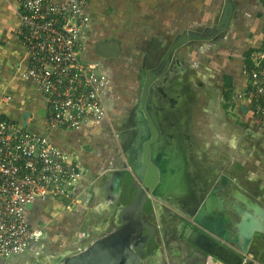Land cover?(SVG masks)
<instances>
[{
  "label": "rangeland",
  "instance_id": "1",
  "mask_svg": "<svg viewBox=\"0 0 264 264\" xmlns=\"http://www.w3.org/2000/svg\"><path fill=\"white\" fill-rule=\"evenodd\" d=\"M193 1L195 2V0ZM250 1L237 0L233 2L232 0L233 5L236 6H234L232 19L224 33L226 35L225 38L218 40H195V42H190L181 47L175 56L172 57V61L168 66L169 68L165 72L166 82L164 80L160 81V84L158 83L163 88L164 86L171 87V84H184L185 91L182 86V92L176 95L180 98L176 96L172 97L174 100L177 98L179 102H173L174 106L176 105L174 112L166 116L168 121L174 119L175 122H179L178 128L174 127V131V129L168 127L164 130V133L174 131L175 134L179 135L182 129V131L189 135L190 140L193 141V146L187 148L185 141H182L181 145L189 150L186 156L190 160V164L194 165L195 168H211L217 165L232 168V166H227L226 164H229L228 160L233 156L235 161H238L243 168H264V144H262V139L257 137L254 140H248L250 136L245 134L246 125L243 117L245 115L242 116V112L238 107H233L234 110L229 108L233 92L229 94L228 100V97H225L223 94L225 87H220L221 78L223 79L224 76L231 77V75V78H233L235 72L240 70L236 67L238 65V55L249 45L246 42L250 41L248 39H251L253 36L248 35L247 32L256 29L254 24L257 23V20L254 19V24L252 23L255 14L249 8ZM204 3L205 5L195 12L191 7V11L193 12L189 13V10H187V12L179 14V16H175V19H170L169 24L159 23L158 20H162V18H159L160 16L156 15L158 12H155L154 17L150 13L147 14L148 19L152 20V22L143 21L142 23L136 17L137 14L135 17L131 14L129 17V21L131 22L128 25L126 20L125 25L117 23V27L113 28L109 26L115 24V20L110 22L109 26L97 25L96 28L102 35H96V38L108 36L111 33V38H114L113 36L117 34L119 38L117 40L124 48L119 53V56L110 63L111 71L109 76L112 85H109V91H112L116 99L115 104L112 105V113L117 110L116 114L118 115L112 114L113 124L111 122L110 126L106 125L98 129L93 128L82 132L81 130L70 132L66 136V142L69 145H72V143L78 144L77 150L74 151L59 147V141L63 139V136L59 138V135H57L54 138L56 142L53 141L54 139L49 133L54 130H47V133H42L49 135L48 137L51 138L59 149L68 153L82 164L84 167L83 186L87 188L86 193L90 192L92 186L103 184L111 177V172H114L113 181L115 182V176L119 172V169L122 168L120 165L122 158L119 152L125 141L128 138L132 140L136 133L133 131L131 120H128V132L125 139V133L121 135L123 136L122 140H116L112 136L117 131L118 125L116 126V122L120 120L123 109L130 108L129 105L136 98L139 79L145 78L148 72L154 73L156 70L154 65L161 61L164 51L176 38L189 31L199 32L200 29L212 28V25L218 22L224 0H205ZM247 14H250L249 16L251 17L249 18ZM116 19L118 20V17ZM182 19H185V22ZM198 24L200 26L196 27ZM124 26L128 29H123ZM125 30L127 31L126 35L124 34ZM94 39L89 41V43L92 44ZM187 46L190 48H187ZM138 71H140V75H138ZM158 91H160L159 88ZM154 94L155 92L152 91V95ZM171 94L175 95V93ZM187 96L190 101L188 104V101H186ZM182 106L184 108V110L182 109L183 112L177 111ZM225 106L227 107L225 108ZM178 112L181 114H178ZM249 120H251L250 117ZM29 128L32 129L31 126ZM120 142L122 143L120 144ZM174 145L178 149L177 143L174 142ZM113 166L117 168H112ZM237 167L235 165V168ZM110 169L115 170L111 171ZM172 187L178 193L184 191L179 182L178 185L173 184ZM242 189V193L250 199L253 201L257 199V195L251 193L252 191L248 190V187L242 186ZM195 192L199 194L195 206L198 207L202 204L207 191L205 188H202L198 192L197 188ZM114 194L113 189L109 194L103 189L98 191L94 199L91 198L90 193L82 194L77 205H70L68 207H64L57 201L37 204L36 209L33 211L34 214L33 212L30 213L29 218L32 223H37L44 228L43 230H45L46 235L21 255L1 260L0 264H24L33 256L35 249L40 260H34V262H40L38 264H56L58 260L55 261V259L58 256L60 258L75 253L77 246L76 238L81 231L87 233L85 238L86 245L89 239L91 242L105 235L111 230L113 225L112 222H109L112 210L108 208L114 202ZM106 198L108 200L112 199V202L109 203ZM263 200L264 197L255 202L264 208ZM94 204L95 206L92 207ZM160 205L161 207L157 211L158 215L155 221L158 223L159 228L167 232V234L162 235L163 238L166 237L165 239L168 240L162 252V264H199L197 253L195 254L194 251H191L180 241L173 243L178 238L177 232L182 229V226L174 225L175 223L178 224V220L172 218L175 213L178 214V209L166 203ZM263 233L264 231L261 232V234ZM170 239L171 241L169 242ZM262 239L255 240L256 245L254 247L251 244L252 247L247 255L249 260L254 264H264V252H262L264 251V241H260ZM245 243L247 244L246 240ZM172 244L173 246H171ZM247 248L248 245H246L245 249L247 250ZM37 255L34 254L35 257ZM257 255L260 259H257ZM204 264L218 263L213 258L207 257Z\"/></svg>",
  "mask_w": 264,
  "mask_h": 264
},
{
  "label": "built area",
  "instance_id": "2",
  "mask_svg": "<svg viewBox=\"0 0 264 264\" xmlns=\"http://www.w3.org/2000/svg\"><path fill=\"white\" fill-rule=\"evenodd\" d=\"M256 2L264 10V0ZM86 10L85 0L20 3L18 35L28 57L21 78L36 87L46 105V131L93 128L112 110L105 97L108 74L96 59L82 57L90 23ZM239 69L235 107H245L251 125L264 135V25L259 42L242 52ZM81 177L79 162L48 135L0 120V261L21 255L46 235L29 218L36 204H78ZM85 235L78 233L75 253L86 246L81 245Z\"/></svg>",
  "mask_w": 264,
  "mask_h": 264
},
{
  "label": "water",
  "instance_id": "3",
  "mask_svg": "<svg viewBox=\"0 0 264 264\" xmlns=\"http://www.w3.org/2000/svg\"><path fill=\"white\" fill-rule=\"evenodd\" d=\"M233 9L232 0H224L218 22L214 25L213 29L207 32L209 35L204 36L205 31H189L182 34L168 47L164 56L163 66L158 67L150 78L142 77V94L139 108L136 110L138 118L129 119L131 120L133 131L136 132L132 139L134 148L130 147L129 152L126 155L124 154L126 163V166L124 164V168L129 177H133V181H131L129 186V196L135 190V200L131 204V207L136 206L138 209H141L148 196L161 200L162 191L168 190V187L172 188V185H169L171 178L174 177L172 180L177 185L178 182L182 185L185 169L190 167L195 168L194 165L189 166L182 160V154L178 156L175 153L176 151L171 154L169 146H165L160 141L163 137L159 133H164V130L168 127L172 128V121H168L166 116L171 115L176 108L172 98L176 95L171 94L172 92L169 89L178 93L180 89H178L179 86L177 84L174 85L175 88L168 86H164L163 88L158 83L160 84V81L166 79L165 72L168 69L169 58L175 50L193 40H208L212 37L210 34L214 32L215 34H219L221 38L222 33L229 26ZM94 50L101 58H117L121 52V46L117 39L109 38L99 40ZM158 88L160 91H158ZM151 91H154L155 94L151 95ZM147 97L148 99L150 98V103L154 102V106L145 105ZM240 110L242 113L246 112L243 106L240 107ZM28 116L29 114L25 113L21 117L22 128H26ZM173 121L175 122L174 119ZM174 131H170V134L174 133ZM149 140H155V145L150 146V154L148 149ZM157 140L159 143H157ZM162 147L164 148V152H156L157 149ZM140 148H143V151ZM177 160L182 165H176ZM173 166H178L179 168H170ZM118 176L120 175L115 176L116 186L114 195H116L118 190ZM229 177L231 178V176ZM225 178H221V185L217 184L216 188L218 189L216 190L223 192L228 188L231 197L235 198L232 187H234L233 184H236L237 181ZM210 192L206 194L201 205L198 207L194 206L191 209L192 211L188 213L189 220L177 232L178 240L191 251H194L195 254L202 253L207 257L217 260L220 264H254L249 260L247 255L250 252L251 244L253 246L256 245L255 240L262 239L263 237L260 229L261 226L259 227V225L260 223L264 224V213L259 215L256 211L259 212L261 210L264 212V208L244 193L237 192L241 196L240 201H238L240 208H234L235 202H233V207L228 205L227 202H222L224 205H217L220 207H216L215 205L209 209L208 203L214 196V194L212 195V191ZM30 207L31 205H27L28 209ZM226 208L233 209L237 215V219L232 221L230 216H226ZM122 222L123 225L121 227L87 244L82 251L59 258L61 259V263L57 264H142V254L138 245L140 241V244H143L141 233L138 229L132 232L129 223L124 220ZM253 230H256L257 233L253 234ZM241 239L247 241V250L245 249V243Z\"/></svg>",
  "mask_w": 264,
  "mask_h": 264
},
{
  "label": "crops",
  "instance_id": "4",
  "mask_svg": "<svg viewBox=\"0 0 264 264\" xmlns=\"http://www.w3.org/2000/svg\"><path fill=\"white\" fill-rule=\"evenodd\" d=\"M22 0H0V119L8 120V121H14L19 122L22 125L21 117L23 114L28 113L29 116L26 119L27 125L25 129H28L30 131L43 133L47 131L44 129V119L46 117V105L41 99V96L36 89V87L31 84L30 82H27L21 78V73L25 69L27 65V55L25 53L24 47L20 42L18 30L20 27V3ZM87 2V13L89 14L90 18V24L88 25V28L85 30V32H88L89 30H94L95 32L98 30L96 27L97 25L101 24L104 26H109V23L115 20V24L112 26H109L110 28L117 27V23L124 24L125 20L127 25L131 22L129 21V17L132 14L134 17L136 15L137 18L146 22H152L148 19V13L154 15V13L158 12L160 17L162 18L158 20L159 23H167L169 24L170 19H175V16H179V14H183V12H187V10L191 11V7L193 8L194 12L196 10H199L202 8L205 3V0H86ZM237 0H233L235 2ZM250 9L253 10V13L255 14V18H251L254 24V21L257 20V23L254 24L256 26V29L249 30L247 32L248 35H253L251 39H248L250 41L246 42L249 44V46H254L259 42V39L261 37L262 27L264 25V10L259 5V3L256 2V0H251L250 2ZM236 4V3H235ZM236 6V5H234ZM139 13V15H138ZM250 14H247L249 16ZM118 17V20L116 19ZM154 17V16H153ZM251 16H249L250 18ZM263 18V19H262ZM165 19V20H164ZM189 19V18H188ZM255 19V20H254ZM182 21L185 22V19H182ZM201 21V19H200ZM250 23L251 25H253ZM117 24V25H116ZM257 24V25H256ZM200 26L199 24L196 26ZM123 29H128L124 26ZM124 31V34L126 35L127 31ZM123 34V33H121ZM97 35H102L101 32H98ZM111 34L104 37H98V38H111ZM116 39L118 38V35L115 34L113 36ZM88 37L84 38V42L86 43ZM121 39V38H120ZM96 40V36H95ZM121 42V40H120ZM121 50H123V46L121 45ZM91 56V57H90ZM87 60H93L96 56H94L93 51L88 50L85 48L84 55H82ZM107 74L110 75L111 70H104ZM110 78V76H108ZM106 101L111 103L112 105L115 104L116 99L114 95L112 94V91L110 92L108 89V92L105 95ZM7 98V99H6ZM113 109L109 111L107 118L99 125L93 127L95 128H101L106 125L110 126V123L113 124V118L112 114L116 115V111L112 113ZM242 116L244 113H241ZM245 119V129L247 135H249L252 139L261 138L264 139V135L261 132L255 131L256 128L251 126V122L249 120V117L247 115L243 116ZM247 122V123H246ZM32 127L29 128V127ZM89 128V129H93ZM88 129L81 130L86 131ZM70 132L73 131H65V130H54L49 135L54 139L57 135H59V138L63 136V139L59 141V147L64 148L66 150L74 151L77 150L78 144L72 143V145H69L66 142V136L70 134ZM45 133V134H46ZM48 135V136H49ZM51 140V138H49ZM54 139L53 141H55ZM52 141V140H51ZM52 141V142H53ZM251 141V140H250ZM56 142V141H55ZM262 144H264L262 142ZM69 146V147H67ZM229 164L234 163L238 161H235L234 156L228 160ZM236 163V164H237ZM82 168V177L81 180L77 186L78 192H79V198L80 195H82L83 190L87 191V188L83 186L84 178H83V170L84 167L79 162ZM238 166V167H237ZM237 168H188L189 174L188 177L189 183H195L192 185V188L200 187L205 188L207 193L212 191V195L214 196L211 198V201L218 205H224L222 204L227 202L228 205H232V202H235V206L239 207L237 203V199L232 198L231 194L229 193V189H225L223 192H220L216 189V185H221V178H230V179L237 181V183L233 184L234 187L232 189L234 192H239L242 194L243 189L242 186L248 187V190L252 191L251 193L257 195V200H261L262 197H264V168H243L239 163L236 165ZM112 168H117L116 166H113ZM115 169H110L111 171H114ZM114 172H111V175ZM187 177V176H186ZM113 177H109L103 184H99V186H92L93 195H96L98 191H101L102 189L105 192H109L114 189L115 185L113 182ZM186 180L184 181L182 178V187L184 189L187 188ZM173 184V183H172ZM191 188V186L189 187ZM212 188V189H211ZM97 190V192H96ZM242 190V191H241ZM256 190V191H255ZM206 193V194H207ZM206 196V195H205ZM204 196V197H205ZM94 198V196L92 197ZM110 198V197H109ZM222 201H221V199ZM204 199V198H203ZM106 200L110 203L111 200L106 198ZM264 201V200H263ZM37 205V204H36ZM36 205L34 206V209H36ZM233 210V209H232ZM34 211V210H33ZM34 214V212H33ZM225 215L230 216L234 215L233 212L226 208ZM235 216V215H234ZM35 224V223H33ZM37 224V223H36ZM260 229L261 232L264 231V225L263 223H260ZM263 239L260 241H264V233ZM262 250V247H261ZM260 250V252H261ZM176 251V250H175ZM264 252V251H262ZM34 254H38L37 250L35 249ZM33 256L28 259L24 264H30L31 261H38L40 258H38V255L34 258ZM263 257V256H262ZM257 259H260L257 255ZM35 264H38L40 262H34ZM218 263V262H217ZM20 264V263H19ZM220 264V263H218Z\"/></svg>",
  "mask_w": 264,
  "mask_h": 264
},
{
  "label": "flooded vegetation",
  "instance_id": "5",
  "mask_svg": "<svg viewBox=\"0 0 264 264\" xmlns=\"http://www.w3.org/2000/svg\"><path fill=\"white\" fill-rule=\"evenodd\" d=\"M232 16H233V14H232ZM215 24H217V22ZM215 24L212 25V28L211 27H209V28H204L203 27L204 29H200L199 32H204L205 31L204 36L209 35V34H207V32L210 31L211 29H213ZM227 28L222 33V37L221 38L219 37V34H215V32H214V33L210 34V36H212V37L209 40L224 39L225 36H226L224 33L227 30ZM98 32H99L98 30L96 32L94 30H89L88 32L84 33V38L88 37L86 43L84 42V49L86 48V49H88L90 51L91 50L93 51V54L96 56L95 59L100 63V66H101V68H103V70H111L110 63H112L115 58H110V59L101 58L100 56H98L96 54V52L94 50L95 45H96V43L99 40L106 39V38H96V40H95L94 38L98 34ZM93 39H94V41H93L94 44L93 43L92 44L89 43V41H92ZM196 41H198V40H196ZM199 41H201V40H199ZM190 42H195V40L190 41ZM190 42H188L187 44H189ZM187 44H185V45H187ZM187 48H190V47L187 46ZM167 49L168 48H166V50L164 51V53H163V55L161 57V61H159L157 64H155L154 68L157 69L158 67L163 66V64H164L163 60H164V56L166 54ZM180 49H181V47L178 48L177 50H175V52H173L171 54V56L169 58V65H170V62L172 61V57H174L176 52L178 50H180ZM243 51H241L240 54L238 55V57H239L238 58V65L236 66L238 69H239V64H240L239 62L241 60V54H242ZM139 72L140 71H138V75H140ZM166 72H167V70H166ZM152 74L153 73H149V72L146 73V78H150ZM108 76H109V74H108ZM226 77L230 79V83H231V87H232L231 90H232L233 93H232V96H231L229 108L233 109V107L235 108V104H236L235 101H234V97L237 94V92H239L240 89H241L240 83L242 81H241L240 71L238 70V72H235L233 78H231L232 75H231V77L230 76H224L223 79L221 78V84H220L221 88H224L225 85H226V83H225V78ZM110 82L111 81H110V78H109V85L111 86L112 83H110ZM141 83L142 82H141V78H140L139 81H138V87H137L138 93L136 95L135 100L132 102L131 105H129L130 108H124L123 109V111H122V113L120 115V117H121L120 120L118 122H116V126L118 125L119 129L117 127L116 133L112 136L116 140H119V139L122 140L123 136H121V135L123 133H125L124 139L126 138L127 132H128L127 131V124L129 122L128 121L129 120V116L132 119L138 118V114L136 113V110L139 108L140 97H141V94H142V84ZM174 85H176V84H171V87L175 88ZM177 85L179 86L178 89H180L179 93H176L175 91H171L169 89V91H171L172 93H175V95H178V94H180V92H182V86H183V90H184V84L178 83ZM225 92H226V89H225ZM209 94H210V92H209ZM209 94H208V97H209ZM186 98H187L186 101H188L187 102V104H188L190 101L188 99V96ZM228 100H229V98H228ZM154 101H156V100H154ZM173 102L174 103H179L177 98H175V100L173 99ZM146 104H147V106H150V105L154 106V102L152 101V103H150V98L148 99V97H147V101H145V105ZM187 107H188V105H187ZM240 107H239V109H240ZM182 109L184 110L183 106L181 107V109L180 108L177 109V111H182L183 112ZM185 112H186V109H185ZM179 113L180 112H178V114ZM116 115H118V114H116ZM244 115H247L249 117V114H248L247 111L244 112ZM171 121H172L171 122L172 129H174V127L178 128L177 125H178L179 122H174L173 120H171ZM151 122H152V120H151ZM180 127H182V125H180ZM159 134H161V136L163 137V139H161L160 141L163 142V144H165V146H169V149H170L169 151L171 152V154L174 153L175 151H176L175 152L176 155H178V156L180 154H182V156H181L182 160L185 161V163L188 164L189 166L192 165V164H190V160L186 156V154L188 153L187 151H189V150H187V148H191L193 146V141L190 140V137H189L188 134H186L184 131H182V129L180 130L179 135L175 134V133H172V135H169L170 132H168V133L167 132L166 133H159ZM254 139H251V137H250L248 140L250 141V140H254ZM182 141H185V144H186V147H187L186 149H185V147H183L181 145ZM174 142L177 143L178 149H176L174 147L175 146ZM262 142L264 143V139H262ZM121 143L122 142H120V144ZM154 143H155V140H153V141L149 140V143H148L149 154L151 153L150 146L151 145H155ZM157 143H159L158 140H157ZM133 144H134L133 141L130 140V138H128L125 141L122 149L119 152V155L122 158V163L120 164L122 166V168L119 169V172L117 174V175H120V176H118L119 178L117 180V189L118 190L116 189L117 193H116V195H114V202L111 201L112 204L108 208L109 210H112L110 218H109V222H112V224H113L112 227H111V230L109 232L121 227L123 225V222H122L123 220L127 221L129 223V225H130V228H131L132 232L135 231V229H138L140 231V233H141V237H142L141 240L143 241V244L141 245L140 244L141 241H140V243L138 245L140 246L139 250H140V252L142 254V256H141L142 264H162L163 263L162 260H161L162 252L164 251V245L167 244L168 240L165 239L166 237L163 238V235H162V234H167V232H164L163 231L164 229L159 228L158 223L155 221L157 219V215H158L157 211H158L159 207H161L160 204L166 203V204L172 205V207L177 208L178 209V214L175 213V215H173L172 218H175V220L177 219L178 220V224L175 223L174 225L175 226L180 225V226L183 227V225L186 223V221L189 220L188 213L190 211H192L191 209L194 208V206H196V200L198 199V195L199 194L197 192H195V190L198 188V192H200L202 188H200V187L192 188V185H194L195 183H192V184L189 183L190 177H188V175H187V174H189V171H188V168H186L185 169L184 181L186 180V182H187L186 183L187 188L184 189L183 192L178 193L175 190L174 187H172V188L169 187L168 190L162 191L161 200H159V198H154V197L148 196V199L145 200V202L143 203V206H142L141 209H138V207H136V206L131 207V204L134 203L133 201L135 200V195H134V191L135 190L132 191V195L129 196V193H128L129 186H130L131 181H133V177H129V174L126 172V169L124 168L125 167L124 166V164H125L124 154L126 155V153L129 152V149H130V147L131 148L133 147ZM140 149L143 151V148H140ZM116 150L118 151V149H116ZM236 163L237 162H235V164ZM177 164L182 165L181 162L178 161V160L176 162V165ZM235 164L234 163H230L229 166H232V168H235ZM226 165L228 166V164H226ZM170 168H179V167L178 166H173V167H170ZM211 168H226V167L225 166H221V165L220 166L217 165V166H214V167H211ZM111 177H113V174L111 175ZM173 178H171L170 181H169V185L170 186L173 185V184H176L172 180ZM115 182H116V179H115ZM115 182H114V185H115ZM190 186H191V188H189ZM83 192L84 193H82V194H89L90 193L91 198L93 196H95V195H93L94 192H93L92 187L90 188V192L86 193L84 190H83ZM80 197H81V195H80ZM79 200H80V198H79ZM94 206H95V204L92 207H94ZM231 211L235 215V216L234 215H230L231 220L234 221L235 219H237V215H236V213H234L233 210H231ZM108 233H106V234H108ZM86 236H87V233L85 235V238H86ZM85 238L81 242V245H83V246L86 245ZM170 241H171V239L169 240V242ZM178 241H179L178 238H176V240L173 241V243L174 242H178ZM91 242H90V239H89L88 240V244L91 243ZM171 246H173V244ZM76 248H77V246H76ZM135 252H137V251L135 250ZM197 257H198V260H199V264H204V262H205V260L207 258V256L202 254V253H197ZM60 258H62V257H60ZM55 261H57L56 264L57 263H61V259H59V256H58L57 259H55ZM215 261L217 262V260H215Z\"/></svg>",
  "mask_w": 264,
  "mask_h": 264
},
{
  "label": "bare ground",
  "instance_id": "6",
  "mask_svg": "<svg viewBox=\"0 0 264 264\" xmlns=\"http://www.w3.org/2000/svg\"><path fill=\"white\" fill-rule=\"evenodd\" d=\"M151 93H152V91H151ZM158 151H160V152H164V148L162 147V148H159V149H157L156 150V152H158ZM234 195H235V199H237V202L238 201H240V199H241V196L240 195H238V193L237 192H234L233 193ZM232 205H233V203H231ZM216 205V207H220V206H217L218 204H215ZM214 205V202L213 201H209V203H208V207H209V209L212 207V206H215ZM231 206V205H230ZM234 208H240V207H236V206H234ZM259 210V209H258ZM259 215H262L264 212L263 211H261V210H259V212L258 211H256ZM247 216H248V214H246ZM259 227H260V225H259ZM255 233H257V231L256 230H253V234H255ZM251 237V236H250ZM241 240H243V239H241ZM239 241H240V239H239ZM243 242L245 243V240H243ZM246 243H245V248H246ZM30 264H35L34 263V261H31V263Z\"/></svg>",
  "mask_w": 264,
  "mask_h": 264
},
{
  "label": "trees",
  "instance_id": "7",
  "mask_svg": "<svg viewBox=\"0 0 264 264\" xmlns=\"http://www.w3.org/2000/svg\"><path fill=\"white\" fill-rule=\"evenodd\" d=\"M246 64H248L247 66H249V62H247ZM225 83H226V85H225L226 92H224V96L229 98V94L232 93V90H231L232 87H231L230 79L226 77ZM226 107L227 106H225V108Z\"/></svg>",
  "mask_w": 264,
  "mask_h": 264
}]
</instances>
